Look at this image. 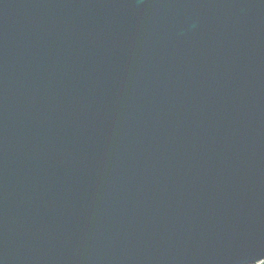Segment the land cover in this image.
Returning <instances> with one entry per match:
<instances>
[{
  "label": "water",
  "instance_id": "1",
  "mask_svg": "<svg viewBox=\"0 0 264 264\" xmlns=\"http://www.w3.org/2000/svg\"><path fill=\"white\" fill-rule=\"evenodd\" d=\"M0 264H264V0H0Z\"/></svg>",
  "mask_w": 264,
  "mask_h": 264
}]
</instances>
